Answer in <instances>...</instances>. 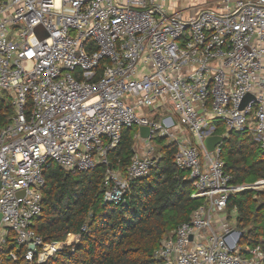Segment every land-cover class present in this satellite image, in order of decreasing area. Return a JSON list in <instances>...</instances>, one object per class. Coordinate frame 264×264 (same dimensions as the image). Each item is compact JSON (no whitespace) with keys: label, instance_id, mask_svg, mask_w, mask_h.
<instances>
[{"label":"built area","instance_id":"built-area-1","mask_svg":"<svg viewBox=\"0 0 264 264\" xmlns=\"http://www.w3.org/2000/svg\"><path fill=\"white\" fill-rule=\"evenodd\" d=\"M213 3L178 11L176 0H0V98L15 109L0 131V251L10 233L29 263L62 250L33 229L48 168L108 167L104 202L119 206L129 183L157 166L162 137L177 143L175 163L203 204L156 259L264 264V241L242 247L237 211L227 212L233 195L264 192V179L235 185L223 143L212 152L205 145L246 133L264 151V0ZM221 124L226 133L217 135ZM133 128L144 152L135 151L124 178L109 155Z\"/></svg>","mask_w":264,"mask_h":264},{"label":"trees","instance_id":"trees-1","mask_svg":"<svg viewBox=\"0 0 264 264\" xmlns=\"http://www.w3.org/2000/svg\"><path fill=\"white\" fill-rule=\"evenodd\" d=\"M32 108L29 100L27 114ZM14 115L10 97L4 94L0 98V131ZM132 130L123 132L120 145L109 155L110 167L124 178L135 153ZM225 133L221 124L216 134ZM155 143L160 155L157 166L146 178L129 183L126 202L119 206L104 202L109 169L104 165L87 172H69L56 165L45 171L43 212L33 229L45 243L61 242L63 248L41 264H163L155 252L166 237L190 221L203 200L192 197L190 172L175 163L177 143L162 137ZM222 148L226 171L232 174L235 185L264 179V151L248 134L230 133ZM258 196L264 197V192L233 195L227 207L228 213L237 211L238 229L243 233L241 245L249 249L264 241V205ZM13 252L16 260L11 258ZM0 264L37 263L25 260L24 249L10 233L0 251Z\"/></svg>","mask_w":264,"mask_h":264},{"label":"rangeland","instance_id":"rangeland-1","mask_svg":"<svg viewBox=\"0 0 264 264\" xmlns=\"http://www.w3.org/2000/svg\"><path fill=\"white\" fill-rule=\"evenodd\" d=\"M213 1L214 0H176L175 6H176V9L178 11H184V10H187L189 7H193V6H197V5H201L203 7V9L206 10V9H208V7L213 6V4H214ZM36 32H37L38 37L40 39H43L46 36V32L42 27H37ZM155 119H159V117L157 116ZM138 132H139L138 128H133L132 134L134 136H136ZM183 133L185 134V132H183ZM178 134L182 135L181 131L180 132L178 131ZM187 138H189L191 140L189 135H187ZM168 142H171V141L168 139ZM155 146L157 149L156 152L158 153L159 146L157 143H155ZM133 147H134V150L138 153L144 152V144L140 140H135ZM257 199H258V202L260 204L264 205V197L258 196Z\"/></svg>","mask_w":264,"mask_h":264},{"label":"water","instance_id":"water-1","mask_svg":"<svg viewBox=\"0 0 264 264\" xmlns=\"http://www.w3.org/2000/svg\"><path fill=\"white\" fill-rule=\"evenodd\" d=\"M140 135L142 138H149L150 137V131L148 127H142L140 129ZM224 139L221 136H211L206 139L205 145L208 151L212 152L215 150L216 146L222 144ZM0 220H1V215H0ZM33 249V246L30 247Z\"/></svg>","mask_w":264,"mask_h":264}]
</instances>
